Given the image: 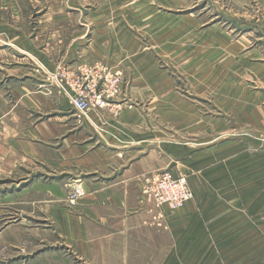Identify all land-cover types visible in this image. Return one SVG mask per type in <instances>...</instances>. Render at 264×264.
Here are the masks:
<instances>
[{"label":"crops","instance_id":"1","mask_svg":"<svg viewBox=\"0 0 264 264\" xmlns=\"http://www.w3.org/2000/svg\"><path fill=\"white\" fill-rule=\"evenodd\" d=\"M6 1L0 0V13L7 12ZM256 1L264 11V0ZM64 3L35 0L37 37H67L81 52L67 58L70 64L126 69L127 85L118 91L145 101L92 107L81 127L66 128L74 111L66 94L58 96L54 115L31 126L19 101L41 107L40 92L18 93L11 109L0 95V256L12 248L21 255L13 264H264V61L260 50L245 47L256 36L244 32L232 40L218 28L196 36L189 32L196 24L190 13L181 20L186 34L157 42L163 45L158 54L179 56L171 62L179 60L190 76L208 62L224 71L214 84L216 114H203L199 103L175 94L166 68L134 50L125 18L115 25L109 14L98 22L102 12H89L95 26L81 29L82 11L72 5L67 14ZM126 10L129 22L136 9ZM2 16L0 31L8 39L25 37L24 30L7 28ZM241 17L246 27L264 29ZM231 66L253 73L254 90L247 81H232ZM102 70L103 77L112 74ZM174 162L199 173L197 182L187 177L193 198L179 209L155 203L142 190L147 177ZM77 181L84 193L69 205L67 186Z\"/></svg>","mask_w":264,"mask_h":264},{"label":"rangeland","instance_id":"2","mask_svg":"<svg viewBox=\"0 0 264 264\" xmlns=\"http://www.w3.org/2000/svg\"><path fill=\"white\" fill-rule=\"evenodd\" d=\"M64 1L63 11H66L67 14L68 11H72L69 7H72V5L76 6L78 12L82 11V16L77 20L79 23L77 26L81 27V29L90 30L95 26L96 18L88 17L87 15L89 12L92 14L95 12H102L98 18V22L104 19V14H109L111 23L115 25H118L120 21H124L125 18L124 23L126 28L130 29L131 39L137 41L134 50L136 49L138 54L144 52L142 55H148L149 53V55L155 59V67L159 69L166 68V78L171 79L174 91L176 92L175 94L199 103L203 114H205V112L216 114L215 108L218 106L214 98L216 95L214 84L218 80H223L224 71H221L222 68L217 67L218 65L213 68L211 65L209 66V54H206L204 48H201L199 51L203 55L198 53L199 56L204 57L203 61L208 63L199 65L198 70H195V73H193L194 76H190V69L179 62V60L175 63L171 62L172 59H177L179 56L175 57L158 54L159 48L163 47L162 44H157V42H160V38L172 36V34L177 36L178 34L187 33L188 28H184L185 23L181 21L187 14L191 13V16L193 15L196 18V24L192 25L189 29V32L195 33L196 36L204 34L211 30V28L212 31H215L213 28L223 29V31L230 35L232 40L233 38H239V36L245 34L244 32H251L253 36H256V40L255 37L250 38V43L245 47H251V49L254 47L260 50L261 61H264V29H260L259 27L248 28L245 23L240 22L241 16H246L251 18L250 20L258 22L261 27L264 26V11L256 0H176L174 5H166L164 1L160 4L156 0ZM34 2L35 0H8L6 1L8 9H5L7 12L0 13V16L3 14L2 19L7 28L14 29L17 33L23 30L25 32V37L10 40L5 36V30L0 31V95L7 97V109H11L16 105L13 97L15 96L16 98L18 93L22 94L34 91L40 92L41 94L39 98L41 107H38L32 101L27 102L24 100L26 99L25 97L23 101H19V105L24 106L22 109L25 111L24 115L26 117L27 126H31V124H35L40 119H45V117L54 115L55 112H57L59 109L58 96L60 93H64L61 86L67 81H71L72 78L70 74L73 76L78 73L81 74L79 67L90 68L88 72L89 76H96L98 73L96 72L98 70L94 69V65L97 62H86V64L80 62L74 65L68 63L67 58L71 57L70 55L73 57H80L81 52L74 50L75 48L72 49V45L66 40L67 37H64L62 40H60V36L50 37L48 34L37 37L38 29H36V18L38 14H35V10L32 7ZM126 2L128 3L125 7L123 3ZM127 8H130V10L136 9L131 13V19H133H130L129 22L126 18ZM121 12H124V14ZM155 14H159L161 17L159 18L155 16ZM152 15L153 17H151ZM19 18H27V20H20ZM178 19H180L178 22L179 24L175 27H171L173 22H176ZM1 26L3 25L1 24ZM25 26L29 27L27 28V32L26 29H24L26 28ZM13 42L20 46L16 47ZM29 42L32 44L31 46H29ZM236 58L237 56H235V59ZM45 63L49 64V66H46ZM101 67L106 70V73L109 72L120 75V85H127L123 72L126 69H117L110 65H102ZM102 71L103 70L100 72L103 73ZM228 73L232 81L234 80L236 82L239 79L243 82L247 81L249 82L248 89L254 90L256 84L251 71L247 70L246 73L243 71L239 72L232 67ZM120 93L121 91L119 90L114 94H105L107 105L110 106L114 103H123L127 106H131L136 103H144L145 101H140V99H127L126 96H121L122 93ZM33 104H35L36 107H34ZM7 109H4V111ZM71 114V119L68 121L70 125L66 126V128L73 127V124L75 125L77 123L80 124L81 127V117L76 111H72ZM20 115H22V111H20ZM59 121L63 122V119L59 117ZM97 126L100 127L99 125ZM77 137L80 139L83 138L81 135ZM173 166L174 167L168 169L176 176L184 178L186 183L188 176H194L197 182L196 177L199 173L194 169L192 170L189 166L184 167V165L179 162H174ZM74 183L75 182L69 183L67 186L69 190L68 194ZM77 183H80V181ZM4 252V255L2 254L0 256V260L3 264H13L8 262L14 259L16 260L18 259L17 257L21 256L12 248H5ZM6 252L9 254L7 253L6 255ZM14 264L24 263L22 260Z\"/></svg>","mask_w":264,"mask_h":264},{"label":"built area","instance_id":"3","mask_svg":"<svg viewBox=\"0 0 264 264\" xmlns=\"http://www.w3.org/2000/svg\"><path fill=\"white\" fill-rule=\"evenodd\" d=\"M79 68L81 74L78 73L74 76L70 74L71 81L60 86L74 111L80 117L88 119V112L92 107L102 108L107 105L105 94H114L118 91L121 77L117 74H107L103 77L102 74L104 73L100 72L102 70L101 64L94 65V69L98 70L96 71L98 73L96 76H92L93 78H88L90 68ZM99 79L101 80L99 81ZM93 125L101 130L96 124L93 123ZM77 182L72 184L68 194L69 205H73L75 200L84 193L81 184ZM142 190L155 203L168 205L171 209L181 208L185 201L192 198V192L184 178L176 176L169 169L147 177L143 182Z\"/></svg>","mask_w":264,"mask_h":264}]
</instances>
